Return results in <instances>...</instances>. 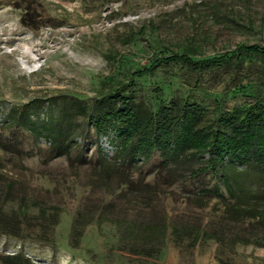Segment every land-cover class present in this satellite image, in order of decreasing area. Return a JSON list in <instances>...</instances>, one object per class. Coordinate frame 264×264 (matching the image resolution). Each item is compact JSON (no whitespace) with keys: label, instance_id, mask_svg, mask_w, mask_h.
I'll list each match as a JSON object with an SVG mask.
<instances>
[{"label":"rangeland","instance_id":"obj_1","mask_svg":"<svg viewBox=\"0 0 264 264\" xmlns=\"http://www.w3.org/2000/svg\"><path fill=\"white\" fill-rule=\"evenodd\" d=\"M247 45L264 47V0H0V138L9 145L0 153V211L12 215L32 201L58 214L37 240L29 219L36 214L27 208L22 236L0 234V264L17 254L30 264H264V171L234 163L226 172L235 200L201 199L197 191L215 183L187 172L204 157L162 166L153 154L120 165L111 134L94 137L78 117L72 150L52 159L46 140L9 135L2 124L10 108L30 101H39L41 118L68 97L86 101L120 85L142 98L167 84L164 100L181 96L211 108L225 91L217 78L195 92L175 64L133 77V87L130 75L173 54L199 60ZM229 95L225 110L251 102ZM100 159L114 165L96 182ZM79 213L90 220L74 239L70 223ZM171 224L190 230V248L184 240L173 246ZM138 225L157 226L159 240L130 238Z\"/></svg>","mask_w":264,"mask_h":264},{"label":"trees","instance_id":"obj_2","mask_svg":"<svg viewBox=\"0 0 264 264\" xmlns=\"http://www.w3.org/2000/svg\"><path fill=\"white\" fill-rule=\"evenodd\" d=\"M192 55L189 57L185 54H173L169 58L151 61L146 68L132 72L128 87L134 86L133 80L131 81L133 77L149 75L160 64H175L182 69V74H185L187 80L192 81L190 86L195 92L203 90V85L210 84L213 78H217L216 86L220 84L221 89L225 91L219 93L217 101L213 100L211 108L196 102L195 99L186 100L181 96L175 101L164 100L167 84L152 89L147 95L141 94L142 98L135 96L134 90L126 91L127 86L120 85L110 92L86 101L68 97L69 102H64L57 109L53 106L55 110H50L41 118L38 116L39 101L27 102L19 108L12 107L5 115L3 128L9 135L26 132L32 141L43 138L49 143L48 156L54 159L67 156L72 150V140L79 131L78 126L74 125V120L80 117L84 120L85 127L91 129L94 137L104 136L107 132L111 134L114 154L112 161L115 163L117 160L120 165L132 164L136 159L144 161L153 154L157 155L162 166L169 162L174 164L180 158L204 157L200 166L187 172L188 178L206 175L215 183L207 189L198 190L200 198L222 200L225 195L228 200L233 201L236 198L231 186L233 179L228 177L226 168L236 163L241 167L264 171V47L239 46L229 53L217 54L210 58L202 57L199 60ZM250 76L256 79H251ZM228 95L249 98L251 102L225 110L222 99ZM8 146L3 144L0 138L1 154ZM108 165L114 164H105L102 159L95 164L97 170L93 177L96 182H100V176L105 178L111 167L108 168ZM3 187L4 196L1 199L5 204L10 203L7 193L11 187ZM27 208H31L36 214L29 219L32 220L33 229H37V240L54 227L58 216L56 211L37 206L31 201L23 211L17 207L18 211L15 210L12 215H4L0 211V234L10 238L22 236L25 232L23 226L28 222V219H25ZM82 215L79 213L73 216L69 237H80L81 230H78L90 220V217L88 220L85 215L86 220L82 221ZM98 216L99 213L92 222H96ZM156 227L133 226L130 227L132 233L129 232V236L133 240L140 239L143 245H149L160 238ZM168 228L173 246H180L183 240L186 241L184 245L187 248L192 246L190 230L187 227L180 228L171 224ZM198 235L202 236L200 232ZM141 250L149 252L143 247ZM2 263L30 264L19 254L13 257L3 256Z\"/></svg>","mask_w":264,"mask_h":264},{"label":"bare ground","instance_id":"obj_3","mask_svg":"<svg viewBox=\"0 0 264 264\" xmlns=\"http://www.w3.org/2000/svg\"><path fill=\"white\" fill-rule=\"evenodd\" d=\"M29 55V54H28Z\"/></svg>","mask_w":264,"mask_h":264}]
</instances>
